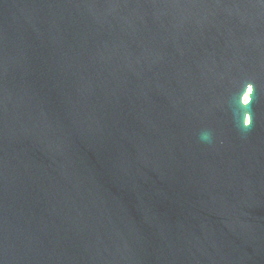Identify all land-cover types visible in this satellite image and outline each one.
Wrapping results in <instances>:
<instances>
[{"label": "water", "instance_id": "obj_1", "mask_svg": "<svg viewBox=\"0 0 264 264\" xmlns=\"http://www.w3.org/2000/svg\"><path fill=\"white\" fill-rule=\"evenodd\" d=\"M0 264H264V0H0Z\"/></svg>", "mask_w": 264, "mask_h": 264}]
</instances>
